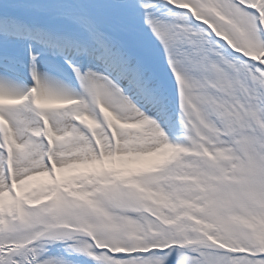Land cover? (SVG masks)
<instances>
[{
    "label": "rangeland",
    "instance_id": "1",
    "mask_svg": "<svg viewBox=\"0 0 264 264\" xmlns=\"http://www.w3.org/2000/svg\"><path fill=\"white\" fill-rule=\"evenodd\" d=\"M17 1L0 9L12 22L0 69L20 90L4 104L33 140L0 152V251L28 244L34 264H264V0ZM149 56L176 96L150 92ZM133 64L158 113L127 87ZM59 227L87 237L30 244Z\"/></svg>",
    "mask_w": 264,
    "mask_h": 264
},
{
    "label": "bare ground",
    "instance_id": "2",
    "mask_svg": "<svg viewBox=\"0 0 264 264\" xmlns=\"http://www.w3.org/2000/svg\"><path fill=\"white\" fill-rule=\"evenodd\" d=\"M2 1V0H1ZM5 0H3L2 4L0 5V9H4V10H9L7 8V6L16 4L18 1L17 0H8L7 3H4ZM64 6V5H63ZM1 21V26L0 28H9L10 25H12V22H10L9 20H5L4 18L0 17ZM196 44V45H195ZM193 54L192 56L195 57H201L202 60H204V57H202V55H205L204 53V49L202 48V45L200 43H193ZM0 63L4 64V60L0 59ZM14 65V64H13ZM16 65V64H15ZM17 67V66H16ZM40 74H42L44 77H48L49 79L58 82V80L56 79V77L49 71L45 70V69H40L38 71ZM123 76V75H122ZM145 76V75H144ZM126 76L124 75L123 78H125ZM222 77V82L227 83V87L228 88H239L238 84L239 82L234 81L233 79H231L229 76L226 77L225 74L221 76ZM146 78V76H145ZM148 79V78H147ZM136 79L129 81L127 84V87L130 89V91H132V93H134V95L136 96V98H138L139 100H141V103L145 106V108L149 111H152L150 104L152 105V107L154 108L155 112H159L160 109L158 110V106L156 105L155 100L151 99L150 93L148 94L142 87L140 83H138V81H135ZM135 81V83H134ZM16 82L13 80V77H11L7 72H5L4 70L0 69V152L1 154H6V152L8 151V155L10 156L9 152L10 150L16 146L19 145H30L32 143L33 137L28 135V133H21L22 130L24 129L23 126H19V129H14L13 131L11 130V125L9 123V121L7 120V112L10 111L9 108L4 104V103H9L13 102L16 97L19 95L20 90H14L16 92H14L12 89L17 88L16 86ZM152 83L149 82L148 86L151 87ZM155 88L158 89L156 86L152 85V88H150V92L151 90L155 91ZM28 89V88H27ZM25 89V91L27 90ZM22 90V89H21ZM24 91V92H25ZM29 91V90H28ZM206 92V90H204ZM211 91H213V94H216V90L211 89ZM23 92V91H22ZM157 92V91H155ZM203 94H205L204 92H202ZM27 94V92H26ZM149 105V106H147ZM160 108V106H159ZM7 150V151H6ZM156 157V155L154 156ZM19 187V185H18ZM4 201L8 200L6 197L3 198ZM78 236V235H85V233L81 230H76V229H69V228H63V227H59V228H54L52 230L47 231V233H43L39 236H37L35 238V240H41L44 238H51V239H57V240H61V239H65V238H70L72 236ZM28 244H21V245H14L12 247H6L3 248L2 251H0V264H34V260L32 257V254L30 253V249L27 248ZM203 245H209L208 243H203Z\"/></svg>",
    "mask_w": 264,
    "mask_h": 264
},
{
    "label": "water",
    "instance_id": "3",
    "mask_svg": "<svg viewBox=\"0 0 264 264\" xmlns=\"http://www.w3.org/2000/svg\"><path fill=\"white\" fill-rule=\"evenodd\" d=\"M147 62L151 67V71L158 77L160 82H162L173 95H176L178 93V84L151 57L147 58Z\"/></svg>",
    "mask_w": 264,
    "mask_h": 264
}]
</instances>
